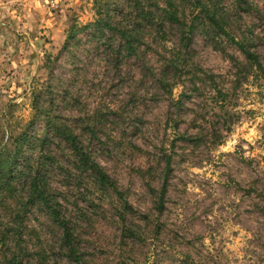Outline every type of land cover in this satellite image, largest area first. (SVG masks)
Listing matches in <instances>:
<instances>
[{
    "label": "rangeland",
    "instance_id": "rangeland-1",
    "mask_svg": "<svg viewBox=\"0 0 264 264\" xmlns=\"http://www.w3.org/2000/svg\"><path fill=\"white\" fill-rule=\"evenodd\" d=\"M128 1L0 0V152L41 135L46 113L92 150L121 197L77 170L56 139L59 166L47 175L86 264H264V83L236 82L229 58L198 33L174 73L180 33L170 25L164 42L144 31L131 58L86 32L63 48L73 24ZM143 1L152 10L167 2ZM216 2L264 64V0ZM209 75L230 93L226 112ZM30 148L20 146L23 157ZM25 198L0 197V264H76L61 229L44 208L25 210Z\"/></svg>",
    "mask_w": 264,
    "mask_h": 264
},
{
    "label": "trees",
    "instance_id": "trees-1",
    "mask_svg": "<svg viewBox=\"0 0 264 264\" xmlns=\"http://www.w3.org/2000/svg\"><path fill=\"white\" fill-rule=\"evenodd\" d=\"M129 1L132 2L129 7L117 4L104 7V10L101 8L92 23L84 26L73 24L68 31L63 48H68L70 41H74L80 32H86L87 36L102 43L109 51L116 44L114 50L116 59L120 56L131 58L139 55L141 46L145 43L144 31H149L151 36H155V40L164 42L165 26L170 25L177 28L180 33V53L177 52L174 59L168 60V66L174 73L178 72L181 65V49H188L192 37L198 33L203 35L215 50L229 58L235 69L236 82L241 80L240 77L247 79L248 76H253L264 83V64L261 62L260 55L251 49V38L238 39L231 33L229 30L231 14L228 9L220 8L219 3L216 2L219 0H187V5L184 3L185 0L181 4L175 0H167L165 6L161 8L155 3L153 6L155 10L147 7L143 0ZM241 1L237 0L239 5ZM121 10H123L122 14ZM117 11H120V16H116ZM227 44L234 46L242 54L243 61H239L226 52ZM208 79L214 86L217 102L222 103L221 110L226 112L224 105L231 97L229 91L220 86L212 75H209ZM44 115L45 130L41 135L33 140L24 135L13 150L0 152L1 201L14 198L19 192L25 193L26 201L22 203L24 209L26 210L29 205L44 208L46 214L62 231V246L66 251V257L76 264H86L75 244L72 225L62 213L57 190L52 188L47 176L50 170H55L59 166L57 155L51 150V142L56 139L63 143L69 151L74 167L90 174L99 189L112 190L119 197L122 194L116 182L94 159L92 150L88 148L84 140L68 124L51 116L50 113ZM25 144L33 150V155L29 158L23 157L20 149V146ZM165 191L166 186L163 185L160 193L161 200L155 206L159 213L163 207L162 197ZM125 206L128 207V204L126 203Z\"/></svg>",
    "mask_w": 264,
    "mask_h": 264
}]
</instances>
